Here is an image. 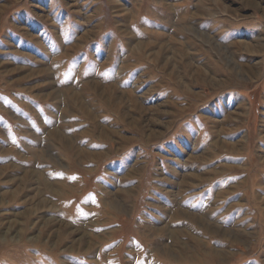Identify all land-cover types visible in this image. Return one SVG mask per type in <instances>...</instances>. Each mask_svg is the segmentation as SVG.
Masks as SVG:
<instances>
[{
	"label": "rangeland",
	"instance_id": "1",
	"mask_svg": "<svg viewBox=\"0 0 264 264\" xmlns=\"http://www.w3.org/2000/svg\"><path fill=\"white\" fill-rule=\"evenodd\" d=\"M0 264H264V0H0Z\"/></svg>",
	"mask_w": 264,
	"mask_h": 264
}]
</instances>
